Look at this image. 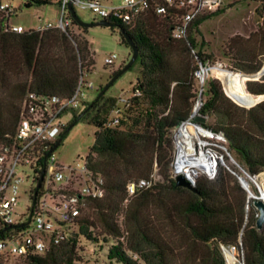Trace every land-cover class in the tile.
<instances>
[{"label": "trees", "instance_id": "obj_1", "mask_svg": "<svg viewBox=\"0 0 264 264\" xmlns=\"http://www.w3.org/2000/svg\"><path fill=\"white\" fill-rule=\"evenodd\" d=\"M22 2L25 8L58 4V0ZM216 13L195 19L186 38L178 41L169 37L171 24L152 12L129 25L113 23L137 49L134 63L138 62V74L130 89L132 96L116 126L105 124L119 99L103 94L91 106L94 99L79 113L74 112L58 136L62 140L70 125L88 117L95 131L86 163L91 173L103 178L104 197L86 201L84 210L92 217L81 214L76 232L69 233L59 245L42 256L17 261L76 264L78 239L82 237L108 243L106 258L117 264H175L176 252L182 264H226L224 249L236 250L237 260L243 264H264V234L255 228L257 212L229 167L219 168L211 181L198 178L194 192L175 187L170 176L172 133L192 113L198 64L210 62L193 33ZM13 15L0 14V72L6 91L0 98V144L13 137L26 94L69 97L80 73L94 66L87 40L69 29L4 32V23ZM68 17L70 28L86 32L75 25L69 13ZM259 18L256 32L247 38L233 37L225 46L224 57L229 59L231 71L217 69L215 64L208 69L207 77L216 79H206L200 87L197 112L205 120L203 128L224 135L229 159L250 178L264 172V100L245 109L229 98L251 104L264 98V75L258 81H248L251 77L246 75L259 72L262 66L264 70L263 7ZM119 39L127 46L120 33ZM4 78L12 81L6 84ZM87 106L90 108L79 118ZM155 170L160 181L138 192L123 208L126 184L147 179ZM255 179L264 193V180ZM252 191L257 195L254 188ZM164 224L172 234L159 229Z\"/></svg>", "mask_w": 264, "mask_h": 264}, {"label": "built area", "instance_id": "obj_2", "mask_svg": "<svg viewBox=\"0 0 264 264\" xmlns=\"http://www.w3.org/2000/svg\"><path fill=\"white\" fill-rule=\"evenodd\" d=\"M91 13L97 21L129 25L152 12L171 24L169 37L178 41L186 38L190 25L199 18L222 8L225 0H120L114 6H103L100 0H58V18L54 24L48 19L35 31L58 29L65 32L70 28L67 4ZM14 8L0 2V14L12 15ZM4 32L20 34L25 31L20 25L5 22ZM116 56L111 54L104 59L105 66H112ZM219 67L221 65L217 64ZM208 63L198 64L195 73L199 78ZM81 72L73 93L66 98L42 96L28 93L21 101L18 122L9 142L0 144V261L6 264L10 259H27L44 255L50 247L57 246L69 236V228L85 209L87 200L104 197V180L87 168L86 156L83 164L75 167L61 166L55 160L50 146L55 143L71 114L81 109L92 91L91 82L85 81ZM130 96H132L130 94ZM130 96L119 102L120 107L111 111L106 127L118 124L124 105ZM192 129L188 139L176 141V135L184 126ZM226 139L221 133H213L201 124H195L189 117L172 133V160L170 176L174 179L182 175L193 187L198 178L211 181L217 170L224 165ZM41 161L39 166L38 162ZM30 172L29 188L24 191L28 203L25 214L16 211L17 198L23 182L24 171ZM43 170L40 187L34 195L35 186ZM25 179L28 175L24 176ZM157 183L155 174L147 179L130 181L125 186L122 207L140 191L147 190ZM34 195V196H33Z\"/></svg>", "mask_w": 264, "mask_h": 264}, {"label": "rangeland", "instance_id": "obj_3", "mask_svg": "<svg viewBox=\"0 0 264 264\" xmlns=\"http://www.w3.org/2000/svg\"><path fill=\"white\" fill-rule=\"evenodd\" d=\"M0 2L8 4L14 8V15L10 17L7 22L10 25H20L25 30L37 29L43 25V21L45 19H48L52 24H54L58 18V10L57 6L55 5L25 8L23 7L22 0H0ZM119 2L120 0H100V3L103 6H114L119 4ZM262 7L264 8V2L262 3L260 0H225L224 5L217 11L215 15L211 16L199 25L198 31L195 34L193 33V35L197 43L202 44V53L210 57V62H207L210 67L215 64L217 69L223 68L231 71L229 59L224 57L225 46L233 37L238 36L240 38H247L249 35L256 32L261 22L259 18V12ZM74 11L79 19L85 23L97 22V19L88 11H83L78 8H74ZM69 31L73 35H78L79 37L87 40L89 44L94 66L92 70L83 76V79L85 81L91 82L94 88L87 94L89 97L86 102L90 103L97 95L95 90L100 86L103 87L108 82L111 73L116 71L123 63L130 59L131 51L127 46L120 43L119 31L114 27H90L86 28L85 33L79 31L76 27H71L69 28ZM111 54H114L116 59L112 66H105L104 59ZM217 64L221 65V67H219ZM137 74L138 62L133 63L124 73H122L105 91L104 96L115 97L119 100L127 99L130 96V89L135 83ZM1 78L2 76L0 72V98H3L6 94V91ZM205 79L216 78L209 76ZM4 80L6 84L12 81V79L7 78H4ZM220 85L222 87L221 83ZM200 87L201 85L196 78L194 82V91L196 93L194 105L197 103L198 97L201 99V95L198 96ZM263 100L264 98H257L253 100L254 104H251L248 101H235L231 99V101H233L236 105L245 109L250 108ZM122 103L123 102L118 103L120 107L123 105ZM84 106L85 104H83L81 109ZM125 107L126 105H124L123 108ZM81 109L77 110L76 113H79ZM68 119L70 120L71 118L69 117ZM208 121L211 123L213 120L208 119ZM94 131L95 128L89 124L87 116L77 120L67 131L64 138L61 140V143L52 151V154L58 164L61 166L71 167L82 165L84 157L87 155L88 149L93 142ZM225 146L226 143L223 144L224 148ZM224 165L229 167L231 172L232 170H235L236 172L234 173L244 176L247 180H250L252 183L251 189L254 188L257 193L256 195L252 191L254 196H260L257 180L255 178H261L263 181L264 172L256 175L254 179L248 177L233 163L232 160L229 159L227 151L224 156ZM24 174L25 175L20 174V176L23 177V182L20 186V194L17 198L16 207V211L22 214H25V207L28 203V199L24 191H26L31 185L30 172L25 170ZM153 174H155L156 180L159 182L160 177L156 174V170L153 172ZM26 175H28L27 179L24 178ZM82 214L91 216L90 212L87 210H83ZM121 218V216L118 218L119 222ZM158 219H160V217H158ZM159 229H164L165 232L172 234V232H169L171 229L166 227L165 224L160 225ZM71 232H76V227H70L69 233ZM260 232L264 234V225ZM108 247L109 244L100 241V239L97 242H90L80 237L78 239L75 263L117 264L114 261L107 260L106 254ZM224 252L227 254L228 258L226 264H233L236 262L235 260H237L238 256V252L236 250L224 249ZM127 255L136 258V256L132 255L130 252H127ZM175 256L177 257L175 259V264H182V262H180L181 258L178 256L177 252ZM6 264L22 263L19 262V260L17 261L15 259H10L6 262Z\"/></svg>", "mask_w": 264, "mask_h": 264}, {"label": "water", "instance_id": "obj_4", "mask_svg": "<svg viewBox=\"0 0 264 264\" xmlns=\"http://www.w3.org/2000/svg\"><path fill=\"white\" fill-rule=\"evenodd\" d=\"M67 10H68V13H69L71 19L73 20V22L75 23V25H77L78 27H81V28H90V27H107V28H113L114 27L113 24H111L109 22H106V21H97V22H91V23H85V22L81 21L79 19V17L76 15V13H75V11H74V9L72 7V3L71 2H69L67 4ZM117 30L122 35L123 40L125 41V43L127 44L128 48L131 51L130 59L128 60V62L118 72H116L113 76L110 77V79L108 80V82L97 93L96 97L94 98V100L92 101V103L90 104V106L95 101H97L100 96H102L105 93V91L109 88V86L122 73H124L134 63L135 59L137 58V49L134 46V44L132 43V41L121 30H119V29H117ZM209 68L210 67L205 66V70L207 72H208V69ZM246 75L248 77H251V79H249L248 81H258L264 75L263 66L261 67V69H260L259 72L253 73V74H246ZM200 92L201 91H199L198 96L200 95ZM226 97H228V96L226 95ZM200 105H201V99H200V97H198L197 103L194 105L193 110H192V113L190 115V118H191L192 122L195 123V124H203L205 122L204 118H202L197 113ZM90 106H87L84 109V111L79 115V118L90 108ZM71 126L72 125H70L68 127L67 131L71 128ZM60 143H61V139L58 138L55 141V143L52 145L49 153L52 152ZM242 172L245 173L244 171H242ZM231 173H232V175L235 176V178L237 180V183L240 185V187L247 193V201L251 200V205H252L253 209L257 212V218H256V221H255V228H256L257 231L260 232L262 230V228H263V225H264V203L260 200V197H256L254 195H249L248 194V192L246 191V189L243 186V179H242V176L241 175L236 174L234 172H231ZM42 174H43V170L41 171V173L39 175V178H38V181L36 183L34 195H35V192L37 191V189L40 187ZM173 180H174L175 187L184 188V189H187L189 191L194 192L193 187L188 183V181L182 175H177ZM235 261L236 262H234L233 264H235V263L243 264L242 261H238V260H235Z\"/></svg>", "mask_w": 264, "mask_h": 264}, {"label": "bare ground", "instance_id": "obj_5", "mask_svg": "<svg viewBox=\"0 0 264 264\" xmlns=\"http://www.w3.org/2000/svg\"><path fill=\"white\" fill-rule=\"evenodd\" d=\"M206 77H207V74L205 73V71H202V73L199 75V78H202V81ZM189 134H192V129L188 125L187 126L185 125L177 133L176 141L179 143V140H181V139H183V140L188 139ZM242 179H243V186L246 189V191L248 192V194L254 195L252 192V189H251V184H252L251 181L247 180L244 176H242ZM259 193H260V196H259L260 200L264 203V193L261 189L259 190Z\"/></svg>", "mask_w": 264, "mask_h": 264}]
</instances>
